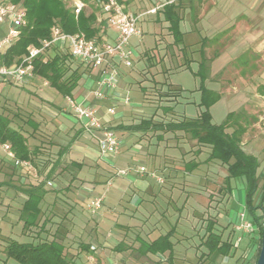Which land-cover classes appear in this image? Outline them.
Instances as JSON below:
<instances>
[{
  "label": "rangeland",
  "instance_id": "1",
  "mask_svg": "<svg viewBox=\"0 0 264 264\" xmlns=\"http://www.w3.org/2000/svg\"><path fill=\"white\" fill-rule=\"evenodd\" d=\"M122 1L125 8L133 13L144 12L155 6L156 3V0ZM65 2L67 5L72 3L68 0ZM235 2L236 5L227 6L230 8L228 10L220 8V0H205L202 3V6L208 10L218 12L216 20L221 21V24L222 20L227 18L225 24L229 26L226 30L215 33V37L219 35L218 41H214L215 38L209 39L210 41L207 40L208 44H205V74L210 81L206 80L205 84L210 89H218L221 95V98L209 108L213 123H221L230 111L244 112L253 118L243 136L242 147L247 153L255 155L259 161L257 170L259 188L254 196V200L257 202L260 187L264 182V120L260 119L264 117V96L257 92V88L264 84V77L261 76L264 72V63L260 60L261 54L257 56L251 47L244 48L242 53L240 50L230 52V56L225 53L230 47L234 48L232 39L241 32L236 27H240V24L245 27L253 25L250 15L242 14L243 11L245 12V9L241 8L245 5L244 1L235 0ZM189 3L181 4L179 10V14L183 17L180 25L182 31L194 28V18L197 15L195 12L193 14L192 11L187 10ZM91 8L88 7L87 11L89 12ZM98 14L99 10H97ZM143 19H140L143 33L141 38L134 37L129 42L138 55L142 56L133 57L130 67H125L122 64L118 66V88L122 96L129 98V104L120 107H125L130 111L134 110L135 113L132 112V114L136 116L128 119L130 123H138L139 116L154 112L153 105H158L161 101L158 99L157 104H151L139 87L150 91L152 85L161 87L162 83L181 90V94L175 102L170 101L162 104L173 106L176 115L195 118L202 109L199 107L200 92L197 90L200 84V75H196L198 61L201 59L198 53L201 44L185 38L182 49L181 46L174 47L167 28L168 24L164 21L163 16L156 14L145 16ZM9 26L8 22L0 24V38L7 34ZM254 28L255 25L250 31ZM109 29L113 30L108 28L107 31ZM245 30L247 31L246 28ZM228 33L230 34L224 37ZM205 35L206 33L202 31L201 36ZM209 36L212 34L210 33ZM254 42L252 44H255ZM144 52L146 54L143 55ZM70 65L76 67L79 62L72 60ZM186 65L190 67L187 68ZM80 71L83 73L77 85V88H80H75L74 94H78L81 88L87 84V80L95 79L92 77L96 73L95 69L88 71L81 65ZM44 83V79L34 77L33 80L23 83L22 87L0 78L1 105L5 101H17L20 106L19 114L36 123V128L27 125L24 127L29 133L31 132L32 137H28L29 147L31 149L37 147L41 150V154L37 158L43 162L42 166L35 168V171L24 172L23 169L13 166L12 159L8 157L1 146L0 183L7 181L14 183L10 186L18 184L27 186L28 183H36L45 177L52 164H56L52 176L46 179L45 189L48 194L44 197L41 205L43 216L48 221V230L45 231L49 232V228L53 227L51 219L55 216L59 219L65 214V218L68 216L71 221V230L74 235L79 231V227L84 228L85 235L81 236L79 241L88 244L92 242L97 245L99 242L102 243L103 238L113 227L121 226L120 230L115 228L117 238L121 236L120 239H123L125 243L128 242L131 247L121 252L113 249L107 250V254L114 253L113 259L116 264H168L167 253L141 255L138 251V239H134V237L139 235L148 243L173 229L170 241L173 243L174 264H203L199 255L206 252V249L204 246L199 247L204 234L199 216L207 217L208 213H213V210H208L207 207L208 194L211 196L212 202H216L217 199H220L221 202V204L213 203V208H215V204L219 205L216 209H219L220 225L215 227V232H219L221 227L226 225L225 217L229 214L235 216L238 202L245 203L246 179L244 177L230 179L232 190L228 204L227 201L225 202L224 189L221 188L225 176L224 169L220 165L211 167L210 165L216 162L215 160L211 163L208 162V172L210 173L209 177L205 178L214 179L211 186L212 193H209V183H199L200 179L197 177L203 174V171L199 172L201 168L195 169L192 173H186L183 170L175 171V168L180 169L179 161H176L175 158L188 162L192 157L188 152L187 144H179L185 150L180 153V149L175 146L176 140L168 144L166 140L168 137L159 142L155 138L146 137L137 144L140 153L135 155L125 154L129 146L127 145L120 150V152L123 150L122 154L127 158L124 162H117L116 158L112 160L113 166H111L99 161V170L95 171L93 168L95 163L92 164L89 159L84 158L73 149V146L84 148L90 143L93 146L95 141L86 133H83L81 137V132L78 130L79 124L65 111L68 110L66 96H62L54 88ZM68 96L73 97L72 95ZM135 117L137 118L135 119ZM61 123L65 130L58 128ZM133 134L141 135L140 132ZM86 139H91V141ZM169 140L171 141V139ZM58 151L63 152L60 158ZM207 156L208 150L199 155V160H205ZM72 160L80 162L84 166L78 174L77 170L69 164ZM204 166L207 167V164L204 163ZM139 167L145 169L142 175L137 173ZM127 170L129 171L127 175L118 174L120 171ZM75 175H78V179L71 183V178ZM130 179L133 180L130 181ZM95 180L97 183L94 182ZM47 182H50L51 185L49 186ZM10 186L0 188V250L7 238L18 242H31L30 238L23 235V223L19 220L18 209L24 197ZM95 198H102V204L96 214H91L88 205ZM51 214L53 215L50 216ZM95 231L99 237L98 241L94 238ZM223 234L225 235L226 231ZM110 242H113V238H110ZM246 242V239L242 240V244ZM242 244L235 256L219 257L217 263L220 264L222 259H227L226 264H235L236 259L242 256ZM73 246H77L74 241L72 242ZM74 253L73 264H96L87 260L88 253L80 252L77 255L76 251ZM247 256L249 260L251 259V263L244 259L246 264H253L256 252L253 256L250 253ZM8 264L18 263L10 259Z\"/></svg>",
  "mask_w": 264,
  "mask_h": 264
},
{
  "label": "trees",
  "instance_id": "2",
  "mask_svg": "<svg viewBox=\"0 0 264 264\" xmlns=\"http://www.w3.org/2000/svg\"><path fill=\"white\" fill-rule=\"evenodd\" d=\"M3 1L12 3L18 9L23 10L26 24L20 27L19 35L14 43L0 53V66H11L19 63L28 54V47H39L43 40L51 39L52 29L68 34L81 32L88 38L97 39H100L101 34L107 29L104 22H97L98 4L105 0H81L87 5V8H92L89 12L84 9L77 16L73 12L72 3L67 5L65 0ZM68 1L72 2V0ZM118 2L122 3L123 1L118 0ZM183 3L179 1L168 4L157 11L158 15L163 16L164 21L168 24L167 28L173 40L172 45L174 47L181 46V49L184 34L180 27L182 17L179 14V10ZM217 37H215L214 41H218ZM201 42L198 50L201 59L198 61L196 75H200V84L197 90L200 92L199 107L202 109L195 118L176 115L173 106L162 104L170 101L175 102L181 94V90L161 83V87L152 85L150 91L140 87L151 104H157V100H161L158 105H153L154 112L139 116L137 119L138 123L117 124L110 128L131 133L140 132L141 135L138 142L143 141L146 137L155 138L158 142L168 137L166 139L168 144L176 140L175 146L180 149V153L185 150L179 144H187L188 152L191 153L192 159L188 162H183L181 159L175 158L176 161H179L180 167V169L175 168V171L183 170L186 173H192L195 169L201 168L199 172L203 171V174L197 177L200 179L199 183H209V193H212L213 188L211 186L214 179L211 177V180L205 177H209L210 173L208 172V162L211 163L215 160L216 162H213L210 166L216 167V165H220L224 169L225 176L223 177V187L221 188L224 189L226 194L225 202L227 201L228 204L232 190L230 179L244 177L246 179L244 205L246 216L252 223L258 225L264 219V182L260 187L259 201L255 204L254 196L258 190L257 170L259 161L256 156L247 153L242 147L243 136L253 118L244 112L230 111L221 123L215 124L212 122L209 108L221 98V95L219 92L209 89L205 84L207 80L205 74V44H208V42L206 38L202 39ZM72 60L76 59L71 57L67 48H60L58 44H52L33 59L34 77L44 79L47 85L54 88L62 96L72 95L83 75L80 71L81 65L91 71L78 60L76 61L79 62V65L72 67L70 65ZM186 67L189 68L190 66L186 65ZM92 77L95 78L96 76ZM18 85L23 87V84ZM257 92L264 96V84L257 88ZM19 108L17 101H5L2 105L0 103V147L3 144H8L15 158L21 161H29L35 171L36 167H40L43 164L37 158L41 154V150L37 147L33 149L29 147L28 137L32 136L24 125L36 128V123L30 118H23L18 112ZM206 150H208L207 158L199 160V155ZM62 155L63 152L58 151V157L60 158ZM204 163L207 164V167L204 166ZM12 164L14 166V163ZM69 164L77 170V174L84 168L82 163L74 160L70 161ZM56 166V164H52L43 179L38 180L36 183H28L27 186L19 184L10 186L14 183L12 184L9 181L0 183V188L2 186H10L24 197L18 209L19 220L23 223V235L31 239V242H18L10 238L5 239V243L2 246L5 259H12L18 264H73L75 251L76 255L80 252L87 253L90 251V245L84 241L74 240L77 244L76 247H72V242H67L65 235L66 231L71 229V221L68 216L65 218V214L59 219L56 216L51 219L53 227L49 228V232L45 231L48 230V221L43 216L41 205L44 197L48 194L45 189L46 179L52 176ZM23 171L27 172L24 169ZM73 176L71 183L78 179V175ZM47 184L51 185L50 182H47ZM210 198L211 196L208 194L207 207L208 210L212 209L213 213H208L207 217L199 216L201 229L204 232L199 247L204 246L206 249V252H202L199 255V259L204 262L203 264H218L217 259L219 257L228 258L235 256L242 242L236 243L237 232L231 223L226 222V225L221 227V231L215 232V227L220 225L218 218L220 213L218 214L219 209H216L219 205L215 204V208H213V203L218 202L221 204V202L219 201L220 199L212 202ZM55 220L57 221L55 222ZM202 223L204 224L202 225ZM262 228L259 230V248L256 253L255 263L260 250ZM173 231L172 229L148 243L139 235L134 237L139 242V253L141 255L167 253L166 261H168V264H174L173 243L170 241ZM225 231L226 234L224 235ZM242 245V256L236 259L235 264H246L244 255L248 249L249 242L247 241ZM130 247L128 242L121 241L113 248L121 252Z\"/></svg>",
  "mask_w": 264,
  "mask_h": 264
},
{
  "label": "built area",
  "instance_id": "3",
  "mask_svg": "<svg viewBox=\"0 0 264 264\" xmlns=\"http://www.w3.org/2000/svg\"><path fill=\"white\" fill-rule=\"evenodd\" d=\"M179 1L199 0H167L139 14L127 11L118 0H105L98 4L97 22H104L105 28H112L115 31L113 41L106 40L102 35L100 39L88 38L81 32L68 34L52 29L51 39L43 40L39 47H28V54L19 63L11 66H0V78L12 83L23 84L34 77L32 61L35 57L52 44H58L60 48H67L72 58L80 61L83 66L90 70L95 69L96 77L93 80L95 89L90 91V94L81 101H76L70 96L65 97L68 104V110L65 111L79 124L80 129L95 141L99 158L105 159L116 156L123 147L124 141L107 123L99 118V102L116 98L118 66L120 64L125 67L131 66L134 50L129 42L131 38L139 39L143 34L140 19L144 15L155 14L165 5ZM72 6L76 16L87 9V5L81 0H72ZM4 22H8L10 26L7 34L0 38V53L14 43L19 35L20 27L26 24L25 12L12 3L0 0V24ZM120 101L123 105L129 104L127 96H121ZM106 114L114 116L116 114L115 108L113 106L107 107ZM260 119L264 120V117ZM2 149L12 159L15 167L22 168L27 172L34 171L29 161H21L15 158L8 144H3ZM144 171L143 167L137 168V173L140 175ZM128 172V170L120 171L118 174L127 175ZM158 181L161 182V180ZM101 204L102 198L93 199L88 205L91 214H96ZM263 226L264 219L255 225L247 218L245 211L239 212L233 223L234 230L237 232L236 243H241L243 239L249 242L250 248L244 255V259L248 262L251 259L249 260L247 255L250 253L253 256L255 252L257 253L260 239L259 230ZM90 251L95 252L96 248L90 246ZM88 260L93 262V255H89Z\"/></svg>",
  "mask_w": 264,
  "mask_h": 264
},
{
  "label": "crops",
  "instance_id": "4",
  "mask_svg": "<svg viewBox=\"0 0 264 264\" xmlns=\"http://www.w3.org/2000/svg\"><path fill=\"white\" fill-rule=\"evenodd\" d=\"M165 1H167V0H156L155 6H157V5L161 4V3H164ZM204 1L205 0L192 1V2H190L188 4V9L187 10H190V12L192 11L193 14L195 12L196 15H197L196 18H194L195 19L194 28L193 29H188V30L186 29L184 31L181 30L183 32V34H184L183 35L184 39L185 38H189L192 42H195V43H198V44H201L202 43L201 41L204 38H206L207 40L214 39L215 36H216V34H215L216 32H219V31H222V30H226L227 28H229V26L225 24L226 21H227V18H224L222 20L223 23L221 24V21H217L216 20V14L218 12L216 10H213V11L211 10L210 11L206 7H203L202 3ZM243 1H244L245 5H243L241 8H242V10L245 9V12L243 11L242 14L250 15L249 17L253 21V25L252 26L255 25V28L250 31L252 26L249 25V26L245 27L243 24H240V27L239 26L236 27L238 29V31L239 32L241 31V32H240V34L239 33L237 34V37L234 36L233 39H232L234 41V43H233L234 44V48L232 49L230 46H228L230 48H229V50L225 51V53H227V55H229L230 52L232 53L233 51H237V50L238 51L240 50V52L242 53L245 50L244 48L251 47V50L256 52L257 56L258 55L260 56V54H261L260 60L264 63V0H243ZM220 2H221L220 8L222 7V8L227 9V10L230 9V8H228L229 6L236 5L235 0H220ZM212 3L214 4V2H212ZM198 4H200V5H198ZM155 6H153V7H155ZM199 6H201V7L199 8ZM153 7H151V8H153ZM161 9H159V10H161ZM206 10H208V11H206ZM127 11H129V10H127ZM131 13H133V12H131ZM139 13H143V11L139 12ZM156 14H158V13L156 12L155 14L144 15L142 17V19L145 16H152V15H156ZM143 21H144V19H143ZM180 25H181V23H180ZM245 28L247 29V31L245 30ZM109 31H107V29H106V31L104 33H102L101 35L106 40L111 42L115 38V31L114 30H110V29H109ZM202 31L204 33H206V35L203 36V37L201 36V32ZM210 33L212 34V36H209ZM230 33L226 34L224 37H226ZM253 41H255L254 42L255 44H252ZM145 53L146 52H144L143 55ZM140 56H142V55L141 54L138 55V53L134 50V57H140ZM261 76L264 77V72H263V74H261ZM46 83L47 82H45L44 84L47 85ZM86 83L87 84L84 85L83 88H81V90L78 92V94H74V91L76 89H79L80 87H78L75 90H73L72 96H73V98L76 101H81L83 98L87 97L90 94V91L95 89V85L93 83V80H87ZM118 86L119 85H117V90H116V95H115L116 98H114V99L110 98V99L102 100V101L99 102V106H98V116H99V118L103 122L107 123L109 127H114L117 124H125V125L131 124L129 122L128 118H131L132 116L133 117L136 116L135 114L134 115L132 114V112L135 113L134 110L130 111L129 109H127L125 107H123V108L120 107V106H124V105L120 101V97L122 95L120 93V90H119ZM213 86H215V85H213ZM211 90H213V89H211ZM214 91L219 92L218 89H215ZM110 106H113L115 108L116 114L113 116L114 118H112V117H110L109 115L106 114V108L110 107ZM136 118L137 117H135V119ZM58 128L62 129V130H65V127H64V125L62 123L59 124ZM78 130H79V132H81V137H82V134L84 132L80 128H78ZM113 131L117 134V136H119L124 141V144H123L122 148H125V146L129 145L128 149H126V153L125 154H131V155L134 154L135 155V154H139L140 153L139 147L137 146V144L140 143V142H138V139H139L140 135L137 136L136 134H133V133L128 132V131H121V130H113ZM87 141H91V139H88ZM90 144H92V143H90ZM90 144L84 146V148H81V147H78V146H73V149L75 151L79 152L84 158L89 159L92 164L95 163L94 166H93L95 171L99 170V165H98L99 161H103V162L108 163L111 166H113V162H112L113 159L117 158L116 159L117 162H119V161L120 162L121 161L124 162V160L127 159L126 156H124L122 154V153H124L123 150H122V152H120V154H118L119 156L116 155V156L108 157V158H105V159H101V158L98 157L97 144L95 143V144H93V146L90 145ZM242 144H243V142H242ZM249 154H251V153H249ZM127 163H128V160H127ZM132 180L133 179H130V181H132ZM96 181L97 180H95L94 182L97 183ZM259 197H260V195H259ZM258 201H259V199H258ZM258 201L256 202L254 200L255 204H257ZM244 205H245V203L244 204H240L238 202V208L236 210L235 216L234 215L231 216L229 214L228 216L225 217L226 222L227 223H231L233 225V223L235 222V220L237 218L236 215L239 212H241V211H245V206ZM263 206H264V202H263ZM120 227L121 226H117L116 225L115 228L120 230ZM115 228L113 227L109 231V233H107V235L103 238L101 244H100V242L97 245H95L92 242L89 243L90 246H94L96 248L95 252H91V251L87 252L88 256L89 255H93V257H94V261L93 262H95L96 264H105L104 262H106L107 264H116L115 259H113L114 253H112L111 255L109 253L107 254V252H108L107 250L108 249H111V250L113 249L114 250L113 247L117 243L123 241V239L122 240L120 239L121 236L119 238H117V233L115 232ZM84 233H85L84 232V228H82V227H79V231H77L75 233V235L73 234L72 230L69 229V230L66 231L65 237H66L67 242L71 243L74 240L78 241L81 236L85 235ZM94 238L97 239V241L99 240V237L97 236L96 231L94 233ZM110 238H113V242H110ZM249 248H250V246H248V249ZM2 249L0 250V264H8V261L10 259H5V255H4ZM88 256H87V260H88ZM93 262H91V263H93ZM226 262H227V259H222L220 264H226ZM218 264H219V262H218Z\"/></svg>",
  "mask_w": 264,
  "mask_h": 264
},
{
  "label": "water",
  "instance_id": "5",
  "mask_svg": "<svg viewBox=\"0 0 264 264\" xmlns=\"http://www.w3.org/2000/svg\"><path fill=\"white\" fill-rule=\"evenodd\" d=\"M255 264H264V226L262 228L260 250Z\"/></svg>",
  "mask_w": 264,
  "mask_h": 264
}]
</instances>
